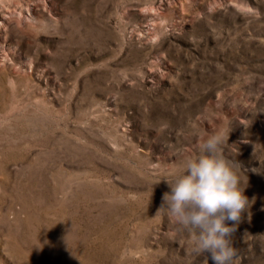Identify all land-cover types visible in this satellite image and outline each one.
Here are the masks:
<instances>
[{
    "label": "rangeland",
    "instance_id": "obj_1",
    "mask_svg": "<svg viewBox=\"0 0 264 264\" xmlns=\"http://www.w3.org/2000/svg\"><path fill=\"white\" fill-rule=\"evenodd\" d=\"M20 14L0 30V264H207L156 211L212 131L248 198L234 264H264V0H0Z\"/></svg>",
    "mask_w": 264,
    "mask_h": 264
},
{
    "label": "clouds",
    "instance_id": "obj_2",
    "mask_svg": "<svg viewBox=\"0 0 264 264\" xmlns=\"http://www.w3.org/2000/svg\"><path fill=\"white\" fill-rule=\"evenodd\" d=\"M223 134L210 132L199 138L195 156L185 159L183 171L171 179L161 196L156 215L165 213L189 234L193 251L208 264H234L238 258L232 243L235 225L248 198L240 187V165L223 151Z\"/></svg>",
    "mask_w": 264,
    "mask_h": 264
},
{
    "label": "bare ground",
    "instance_id": "obj_3",
    "mask_svg": "<svg viewBox=\"0 0 264 264\" xmlns=\"http://www.w3.org/2000/svg\"><path fill=\"white\" fill-rule=\"evenodd\" d=\"M31 10L33 13H35L37 9L35 6H33ZM27 20L28 18L21 14L20 16H14L11 18H9L8 16H5L3 21H0V30H2L6 25H11L13 23H16L18 26L21 24H25Z\"/></svg>",
    "mask_w": 264,
    "mask_h": 264
}]
</instances>
